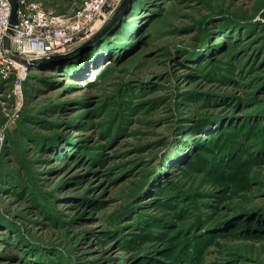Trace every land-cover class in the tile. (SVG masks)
<instances>
[{"label": "rangeland", "instance_id": "374dc122", "mask_svg": "<svg viewBox=\"0 0 264 264\" xmlns=\"http://www.w3.org/2000/svg\"><path fill=\"white\" fill-rule=\"evenodd\" d=\"M122 12L79 80L0 75V264H264V0Z\"/></svg>", "mask_w": 264, "mask_h": 264}, {"label": "built area", "instance_id": "2783aa9c", "mask_svg": "<svg viewBox=\"0 0 264 264\" xmlns=\"http://www.w3.org/2000/svg\"><path fill=\"white\" fill-rule=\"evenodd\" d=\"M114 0H84L72 15H58L47 10L36 0H18L17 23L8 34L10 7L7 0H0V75L7 77L16 71V95H21V81L25 77V64L16 57L28 59L32 54L46 48L51 37L61 36L64 31L79 25H87L105 13ZM8 36L9 47L4 48Z\"/></svg>", "mask_w": 264, "mask_h": 264}, {"label": "water", "instance_id": "95a60500", "mask_svg": "<svg viewBox=\"0 0 264 264\" xmlns=\"http://www.w3.org/2000/svg\"><path fill=\"white\" fill-rule=\"evenodd\" d=\"M7 1L10 7L7 33L10 34L12 27L17 23L18 0ZM128 1L129 0H122L120 5L115 8L116 10L114 9V12H112V14L105 21L98 22L97 19H94L85 26L79 25L78 27L70 28L67 31H64L61 36L51 37L44 50L42 48V50L32 54L28 59L20 57H16L15 59L27 65L32 61V59L39 56L46 60L54 57H68L72 54V50L76 49L81 50V55L85 57V55L91 50L93 41L99 39L108 31L117 18L122 14V11ZM58 15L66 16L64 14ZM8 47L9 38L6 36L4 38V48ZM44 51L45 53L43 54Z\"/></svg>", "mask_w": 264, "mask_h": 264}, {"label": "trees", "instance_id": "16d2710c", "mask_svg": "<svg viewBox=\"0 0 264 264\" xmlns=\"http://www.w3.org/2000/svg\"><path fill=\"white\" fill-rule=\"evenodd\" d=\"M36 1H38V2H40L41 4H42V0L40 1V0H36ZM43 2H44V0H43ZM70 8V7H69ZM68 8V9H69ZM122 11V10H121ZM68 12V11H67ZM133 13H134V16L136 17V18H139L140 16V13H135L133 10H131V12L129 13V15L130 16H133ZM122 15H123V12H122V14L117 18V21H115L114 23H113V25L108 29V31L102 36V37H100L99 39H97V40H95V41H93V43H92V45H91V50L85 55V57H83L82 55H81V50H76L75 52H72V54L71 55H69L68 57H62V58H58V57H54V58H52V59H49V60H46L44 63L45 64H43V68L46 70V71H48V72H50V71H54V72H57V73H61L62 74V76H67V77H70L71 79H73V80H79L80 78H82L83 76H82V74H79L78 72V69H81V67L82 68H86V64H87V58H88V56L91 54V56L92 57H96L97 55H98V53H95V51H97V47H96V45H97V43H99V41L100 40H102L103 38H105V37H108V34L110 33V32H113V33H115V34H120L121 35V37H120V39L121 40H123V41H126V40H128L130 37H131V34L129 33V30H128V27L130 26V25H126V26H118L117 25V22L118 21H120V19H121V17H122ZM125 17V16H124ZM125 21V20H124ZM124 24H125V22H124ZM92 53H94V54H92ZM113 55L112 56H116V52H113L112 53ZM90 56V57H91ZM108 57L109 56H111V54L109 53L108 55H107ZM106 56V57H107ZM119 56V55H118ZM91 57V59L89 60L90 62H93V63H96V61H97V59H94V58H92ZM101 58H104V57H101ZM99 59V58H98ZM65 64H69V65H72V66H74L75 68H76V71L74 72V71H72L70 68H68V67H66V65ZM79 66V67H78ZM81 66V67H80ZM101 68V67H100ZM85 75V74H84ZM97 75V74H96ZM96 77H98V76H96ZM51 78H53V76H51ZM90 85H92L93 83H89ZM263 103H264V101H263ZM259 106H263L262 104L261 105H259ZM262 115H264V114H262ZM263 118L261 119V121H263L264 122V116H262ZM213 119H215V118H207V119H205V120H200L199 122H198V125L200 124V125H202L203 123H205V122H207V121H211V120H213ZM253 124H249V126L248 127H246V129H249V128H251V126H252ZM204 127V126H203ZM230 130V129H229ZM264 130V129H263ZM244 131V130H243ZM215 132H217V131H215ZM221 131H219V133H220ZM204 133H207L209 136H210V138H209V136H206V139L203 141V143L201 144L203 147H205V146H207V145H209L210 143H212V142H214V140H215V138H217V136H218V134L216 135V134H213L212 136L210 135V133H211V129L210 128H208V130H206ZM202 137H204V136H202ZM214 137V138H213ZM196 144H199V141L198 142H194V144H192V151H193V148H195L196 147ZM230 144H226L225 146H229ZM257 147H260V148H262V147H264V135H261V140H260V143H259V146H257ZM199 150V149H198ZM228 152V151H227ZM192 153V152H191ZM191 156H192V159H193V157H198L199 155H197V153L196 152H193L192 154H191ZM185 161V160H184ZM190 162L188 163V165H193V164H191V160H189ZM178 165V164H177ZM182 166L184 165V163L183 164H181ZM181 165L179 164V166L181 167ZM187 165V164H186ZM193 248V245L191 246V248L189 249V250H191ZM194 249V248H193Z\"/></svg>", "mask_w": 264, "mask_h": 264}, {"label": "bare ground", "instance_id": "6f19581e", "mask_svg": "<svg viewBox=\"0 0 264 264\" xmlns=\"http://www.w3.org/2000/svg\"><path fill=\"white\" fill-rule=\"evenodd\" d=\"M92 78L93 77H91L90 80L83 81L82 84H86L87 82L92 81L93 80Z\"/></svg>", "mask_w": 264, "mask_h": 264}]
</instances>
